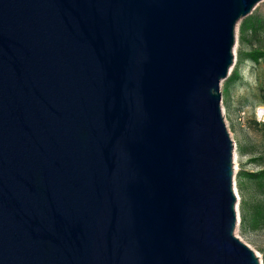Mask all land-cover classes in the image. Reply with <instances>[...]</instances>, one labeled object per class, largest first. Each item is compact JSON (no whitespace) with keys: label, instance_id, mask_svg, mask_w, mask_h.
<instances>
[{"label":"water","instance_id":"water-1","mask_svg":"<svg viewBox=\"0 0 264 264\" xmlns=\"http://www.w3.org/2000/svg\"><path fill=\"white\" fill-rule=\"evenodd\" d=\"M261 1L0 0V264H260L220 83Z\"/></svg>","mask_w":264,"mask_h":264},{"label":"rangeland","instance_id":"rangeland-1","mask_svg":"<svg viewBox=\"0 0 264 264\" xmlns=\"http://www.w3.org/2000/svg\"><path fill=\"white\" fill-rule=\"evenodd\" d=\"M249 15L264 19V0L259 2ZM251 48L264 51V33L248 38L241 46L238 38V26L235 29L233 63L228 76L220 83L221 110L225 126L233 143V186L238 196V224L234 235L248 246L264 264V227L256 231L243 229L240 225V195L237 184L240 174L257 173L264 169V58L253 64L248 60L240 61L238 52H247ZM237 80L226 84L232 74ZM260 110V111H259ZM261 113V115H260ZM245 198L254 203L257 200L264 206V189L245 182Z\"/></svg>","mask_w":264,"mask_h":264},{"label":"trees","instance_id":"trees-1","mask_svg":"<svg viewBox=\"0 0 264 264\" xmlns=\"http://www.w3.org/2000/svg\"><path fill=\"white\" fill-rule=\"evenodd\" d=\"M238 38L239 44L243 46L247 43L248 38H253L258 34L264 33V19L259 16L248 15L238 22ZM240 61L248 60L250 63L256 64L264 58V51L258 48H251L247 52H238ZM237 80V73L232 74L227 79L226 84H231ZM245 182L257 186L259 189H264V169L257 173H243L237 184L240 195L239 216L240 225L243 229L256 231L264 227V206L262 202L256 199L254 203L249 202L244 195Z\"/></svg>","mask_w":264,"mask_h":264},{"label":"bare ground","instance_id":"bare-ground-1","mask_svg":"<svg viewBox=\"0 0 264 264\" xmlns=\"http://www.w3.org/2000/svg\"><path fill=\"white\" fill-rule=\"evenodd\" d=\"M260 111V110H259ZM262 113H264V112H262ZM260 115H261V113H260Z\"/></svg>","mask_w":264,"mask_h":264}]
</instances>
